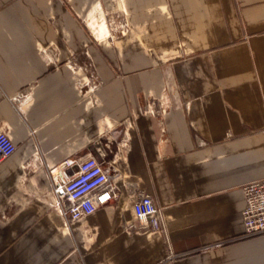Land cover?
Masks as SVG:
<instances>
[{"label": "crops", "instance_id": "0c3cea01", "mask_svg": "<svg viewBox=\"0 0 264 264\" xmlns=\"http://www.w3.org/2000/svg\"><path fill=\"white\" fill-rule=\"evenodd\" d=\"M107 12L132 30L115 46ZM85 49L104 83L92 104L65 64ZM0 131L16 146L0 163V264H264L241 218L243 187L264 179V0H0ZM96 142H126L119 195L64 229L44 165ZM137 192L159 233L125 232Z\"/></svg>", "mask_w": 264, "mask_h": 264}, {"label": "built area", "instance_id": "2783aa9c", "mask_svg": "<svg viewBox=\"0 0 264 264\" xmlns=\"http://www.w3.org/2000/svg\"><path fill=\"white\" fill-rule=\"evenodd\" d=\"M105 16V15H104ZM118 14V18H119ZM108 29V28H107ZM119 35H126L130 30L126 19L122 17L118 22ZM94 41L93 32L90 31ZM110 37V32L105 38ZM46 63H57L54 57L48 58L46 50L42 51ZM85 61L79 62L77 57H71L65 64L78 76L76 88L79 95L88 103L95 101V93L100 87L97 83L92 62L87 50L83 51ZM174 91L172 81L165 82V92L169 94ZM21 106L31 101L28 93L19 95ZM18 108L24 114L22 107ZM145 113L155 116L163 115L165 109L160 112L153 109ZM126 127L128 123H126ZM106 128L110 129L107 125ZM126 142L106 143V147L100 146L99 142L92 151L81 157L67 158L54 165H44L50 181L49 190L43 195L50 209L58 217L59 224L68 229L73 223L81 222L99 209L117 199L119 195L118 181L123 180V174L119 166L120 161L127 162V159L120 155V150L125 147ZM16 151L11 136L0 131V163L6 161ZM245 205L241 213L243 236L255 237L264 234V179L252 181L243 187ZM133 221L124 225L127 233H147L153 235L159 233L162 228V211L157 207L151 195L144 192H137L132 199Z\"/></svg>", "mask_w": 264, "mask_h": 264}, {"label": "rangeland", "instance_id": "374dc122", "mask_svg": "<svg viewBox=\"0 0 264 264\" xmlns=\"http://www.w3.org/2000/svg\"><path fill=\"white\" fill-rule=\"evenodd\" d=\"M119 18H118V13H106L104 18H105V21H106V26L110 32V37L109 38H106V40L112 44V46H115L114 44V41L115 39L118 37H120L119 35V29H118V22H119V19L122 17L123 19H125V15L124 14H120L119 13ZM83 54V53H82ZM167 80H170L173 82V84L175 85L174 81L172 78H169L167 77V79L165 80V82ZM97 83L100 84V86H103L104 83L101 82V80L97 77Z\"/></svg>", "mask_w": 264, "mask_h": 264}]
</instances>
